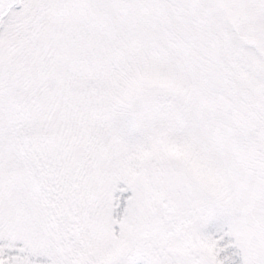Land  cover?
<instances>
[{"label":"snow or ice","instance_id":"obj_1","mask_svg":"<svg viewBox=\"0 0 264 264\" xmlns=\"http://www.w3.org/2000/svg\"><path fill=\"white\" fill-rule=\"evenodd\" d=\"M0 264H264V0H0Z\"/></svg>","mask_w":264,"mask_h":264}]
</instances>
